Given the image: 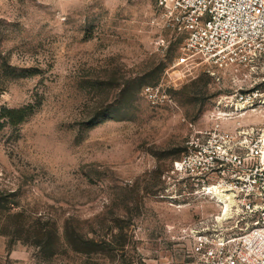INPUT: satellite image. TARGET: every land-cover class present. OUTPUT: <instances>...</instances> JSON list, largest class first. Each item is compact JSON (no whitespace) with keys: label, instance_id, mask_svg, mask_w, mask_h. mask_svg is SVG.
<instances>
[{"label":"rangeland","instance_id":"rangeland-1","mask_svg":"<svg viewBox=\"0 0 264 264\" xmlns=\"http://www.w3.org/2000/svg\"><path fill=\"white\" fill-rule=\"evenodd\" d=\"M183 42L155 0H0V113L30 110L2 118L0 264H208L182 163L262 119L218 108L235 90Z\"/></svg>","mask_w":264,"mask_h":264},{"label":"built area","instance_id":"built-area-1","mask_svg":"<svg viewBox=\"0 0 264 264\" xmlns=\"http://www.w3.org/2000/svg\"><path fill=\"white\" fill-rule=\"evenodd\" d=\"M155 1L184 36L177 64L201 59L235 90L220 96L218 108L262 119L216 128L184 159L182 172L197 176L195 193L216 207L193 224V253L208 264H264V0Z\"/></svg>","mask_w":264,"mask_h":264},{"label":"trees","instance_id":"trees-1","mask_svg":"<svg viewBox=\"0 0 264 264\" xmlns=\"http://www.w3.org/2000/svg\"><path fill=\"white\" fill-rule=\"evenodd\" d=\"M29 111L30 110L28 107L12 108V109L11 108H4L3 112L0 113V130L4 126V122L2 121L3 117H7L8 120L12 124L18 125L25 120V118L29 114ZM10 215H14V214H10ZM16 215H17V213H16ZM16 215H14V216H16Z\"/></svg>","mask_w":264,"mask_h":264}]
</instances>
